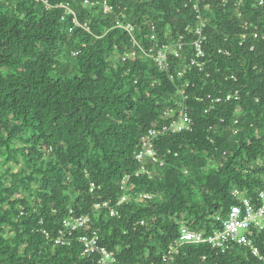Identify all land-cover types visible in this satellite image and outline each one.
Here are the masks:
<instances>
[{"label":"trees","instance_id":"trees-1","mask_svg":"<svg viewBox=\"0 0 264 264\" xmlns=\"http://www.w3.org/2000/svg\"><path fill=\"white\" fill-rule=\"evenodd\" d=\"M44 1L50 10L0 0V167L8 166L0 171V264H97L77 243L55 244L71 212L91 217L89 233L117 264H163L182 224L211 234L235 204L234 188L264 191V0L201 5L207 73L184 70L188 49L167 73L151 59L121 58L133 46L119 22L136 27L145 46L153 26L162 45L190 41L184 30L197 14L189 0H108L115 10L107 15L85 0ZM179 92L192 131L161 139L164 167L136 176L141 138L170 122L163 112ZM235 92L240 100L227 101ZM126 177L120 217L96 212L121 199ZM141 193L152 198L134 197ZM174 264L264 261L243 248L219 255L188 245Z\"/></svg>","mask_w":264,"mask_h":264},{"label":"built area","instance_id":"built-area-1","mask_svg":"<svg viewBox=\"0 0 264 264\" xmlns=\"http://www.w3.org/2000/svg\"><path fill=\"white\" fill-rule=\"evenodd\" d=\"M205 1L189 0L193 6V10L197 14L195 23L188 25L184 30L185 35L191 37L190 41H187L186 37H180L174 43L162 45L158 41L155 33L156 29L153 26V34L148 38L152 44L151 46H145L137 38L136 27L128 23L119 22L118 28L124 30L130 36L133 46L132 51H128L121 56L122 60L151 59L161 72L167 73L171 69V59L179 58L188 49L190 55L185 60L184 70H197L200 73H207L209 64L206 51L208 37L205 33L206 24L201 14V5ZM36 2H43L47 10L51 9L47 1L36 0ZM85 4L101 8L106 15L115 10V6L108 0H85ZM263 4L264 2H261V5ZM60 7L67 9L68 15H74L69 4H61ZM122 18L125 20L126 15H123ZM73 23L76 27L81 26L75 15ZM255 37L257 38L258 35L256 34ZM182 74L180 72L179 76L182 77ZM179 93L183 97L180 102L175 107H171L163 112L164 118L170 122L160 128L149 130L141 138L139 150L135 153L134 157L138 165L136 176L148 174L151 177L152 174L149 171L151 164L164 167L165 161L160 160L157 151V146L161 139L192 131L193 121L189 115L187 97L183 93ZM226 99L227 101H239L240 94L239 92L228 94ZM215 102L220 103L221 99L219 98ZM175 156L177 157L178 154H175ZM129 178L126 177L124 179L122 186L124 194L115 205L110 202H104L95 205L94 210L96 212L106 210L111 217H120V206L130 198L126 195ZM134 197L143 200H150L152 198L151 195L143 193L137 194ZM232 198L235 204L230 208L226 218H218L217 221L221 224V227L214 230L213 233L199 232L182 224L179 228V237L169 246L162 257L163 264H174L185 246L188 245H208L219 255H224L235 247L243 248L248 250L253 257L263 262L264 254L261 251L260 245L264 244V191L258 192L256 195H250L246 191L234 188ZM90 223L91 217L89 215L77 216L71 212L70 217L62 223L55 244L61 247L72 248L77 243L81 248V255L94 256L97 264H117V255L102 244L100 235L96 231L89 233ZM46 238L51 239V235L46 233Z\"/></svg>","mask_w":264,"mask_h":264},{"label":"rangeland","instance_id":"rangeland-1","mask_svg":"<svg viewBox=\"0 0 264 264\" xmlns=\"http://www.w3.org/2000/svg\"><path fill=\"white\" fill-rule=\"evenodd\" d=\"M7 167H8L7 164H5L4 166H1L0 171L7 169Z\"/></svg>","mask_w":264,"mask_h":264}]
</instances>
